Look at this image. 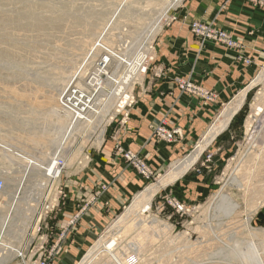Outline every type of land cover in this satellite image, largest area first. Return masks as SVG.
Segmentation results:
<instances>
[{
	"label": "rangeland",
	"instance_id": "rangeland-1",
	"mask_svg": "<svg viewBox=\"0 0 264 264\" xmlns=\"http://www.w3.org/2000/svg\"><path fill=\"white\" fill-rule=\"evenodd\" d=\"M157 1L0 0V181L4 183V189L0 190V237L3 244L0 246V264H24L17 256V250L24 249L28 262L34 260L41 251L50 249L52 240L58 239V236L55 237V224L67 199V181L105 142L114 119L126 107L125 104L121 108L118 105L112 106L110 110L104 108L106 117L101 112L102 114L96 115L99 118H94L90 125L84 123L79 129H75L73 136L66 140L67 150L60 152L61 155L64 153L67 165L61 168L59 177L45 181V172L41 166H46L59 150L58 144L64 138L66 121L49 109V101L52 102V99H43L42 96L51 93L58 97L74 71L84 63L88 68L91 67L87 73L92 71L96 62L102 60L108 51H113L117 58H124V61L125 57L134 58L142 51L145 55L142 67H146L153 57L155 38L159 33L152 38L148 37L147 32L160 16L161 10L167 6L168 0ZM177 6H173L162 18V28L168 23L171 11ZM82 40L88 41V45L81 43ZM95 41L108 43L109 46L105 42L102 46L105 54L103 51L97 54L92 50V46L88 47ZM145 47H148L147 51ZM110 63L111 67L107 66L109 75L115 71L117 65L114 61ZM125 70L126 67L122 66L116 73L123 76ZM143 75L141 70L138 76H135L137 78L134 77L133 82L128 85L130 99L134 85L140 82ZM251 85L244 103L234 115L230 127L231 136L222 142L225 145L219 149L214 143L209 144L191 167L197 173L206 171L205 183L208 184L209 190L206 197L202 200L197 197L198 192L203 193L200 192V188H203L201 186L189 188V184L176 185L172 182L161 187L152 198L149 210L141 213L142 204L138 203L136 195L157 184L163 173L158 178L150 177L145 187L110 220L106 232L85 248L80 256H69L73 249L64 243L58 248L50 264H78L94 250V255L98 252L100 254L95 256L98 263L106 264L108 261L107 264H112L114 253H117L122 255H118V258L126 259L123 261L121 258V264H126L128 260L133 261L135 258L132 245L138 243H142L140 248L143 247L140 250V264H215L217 261H228V264H257L260 261L257 243L261 242V237L251 241L245 230L235 224V220L240 217L233 219L223 211L222 208L228 207V201L222 204V199H217L213 205V197L220 192L239 203L237 213L233 216L240 213L242 218L254 210L249 206L250 200L245 199L242 190L236 186L235 177L249 155L255 151V145L257 148L262 146L261 143H249L248 133L253 132L255 128L247 131V121L253 116L255 105L260 102L262 111L255 123L260 126L264 123V58ZM23 94L27 95L22 97ZM119 108L121 110L117 111ZM102 131L104 137L101 141ZM70 144L72 146L67 147ZM188 154L189 152L180 159ZM208 155H211L210 161H206ZM28 159L32 160V164ZM34 162L42 163L39 166L33 164ZM178 205L182 206V209H179ZM79 210L80 208H77V212ZM252 218L253 227L264 229V205L258 208ZM121 219L123 225L120 224ZM132 223L139 224L137 229L130 230L131 233L122 231L121 228ZM144 223L149 226L143 225ZM162 228H167V231ZM142 232L146 243L138 239ZM112 238L116 239V246L108 250L103 243L107 242V239L112 241ZM152 238L158 240L151 241ZM125 246H128L127 249ZM93 257L92 255L89 260Z\"/></svg>",
	"mask_w": 264,
	"mask_h": 264
},
{
	"label": "crops",
	"instance_id": "crops-1",
	"mask_svg": "<svg viewBox=\"0 0 264 264\" xmlns=\"http://www.w3.org/2000/svg\"><path fill=\"white\" fill-rule=\"evenodd\" d=\"M169 21L157 34L148 70L134 85L132 99L114 119L108 138L67 181V199L56 220L55 235L75 217L77 208L86 207L64 240L73 249L69 256H80L102 236L110 220L148 183L127 164L118 147L145 159L152 177L165 175L174 161L196 148L218 123L221 111L250 87L257 75L264 58V0H182L171 11ZM192 21L225 30L241 48L203 41L191 32ZM179 80L193 83L202 93L181 91ZM234 117L209 144L219 149L225 145L222 142L231 136ZM161 123L178 130L173 141L153 135ZM191 167L174 184L203 187L197 196L202 200L209 194L206 171L197 173Z\"/></svg>",
	"mask_w": 264,
	"mask_h": 264
},
{
	"label": "bare ground",
	"instance_id": "bare-ground-1",
	"mask_svg": "<svg viewBox=\"0 0 264 264\" xmlns=\"http://www.w3.org/2000/svg\"><path fill=\"white\" fill-rule=\"evenodd\" d=\"M149 0H147L148 2ZM151 1V0H150ZM157 1V0H156ZM182 0H168L167 1V6L163 8L160 12V16H158L157 20L151 25L148 37L149 36H155L156 33H158L161 30V25L160 23L161 20H164L162 18L165 17V15L168 14V12L171 10V8L175 5H178L181 3ZM158 3V1H157ZM154 4V2H153ZM147 8V6H146ZM167 13V14H166ZM2 15V14H1ZM6 20V19H5ZM16 21V20H15ZM133 25V24H132ZM136 25V24H135ZM145 26H147L145 24ZM163 26V25H162ZM164 27V26H163ZM148 28V27H147ZM146 28V29H147ZM148 31V30H147ZM146 34V33H145ZM144 34V35H145ZM141 35V34H140ZM6 37V36H5ZM142 37V35H141ZM14 38V37H13ZM136 38V37H135ZM7 39V38H6ZM87 40V37H86ZM82 40L81 43L86 44L88 41ZM140 40V39H139ZM4 41V40H3ZM7 41V40H6ZM24 42V41H23ZM105 42V41H104ZM100 42L98 43L95 41L93 45H89L88 47L92 46V50L94 49L97 54L100 51H103V44H107V42ZM7 44V43H6ZM88 44H86L87 46ZM78 46V45H77ZM109 46V45H108ZM142 46V45H141ZM151 46V45H150ZM86 47V48H88ZM109 48V47H108ZM13 49V48H12ZM91 49V48H90ZM113 49V48H112ZM138 49V48H137ZM145 50H148V47H145ZM82 53V51H81ZM86 53V52H85ZM90 53V52H89ZM92 53V51H91ZM105 54V52L103 51ZM107 55L102 57V60H99V62H96L95 68H93L92 71L88 72V70H91L88 68V65L82 64L76 71H74L73 76L67 83L66 87L63 89L62 93L58 96L55 97V95H52L51 93H48L46 95H43V99H52L51 106H49V109L56 113L59 117L63 118L64 121H66V127H65V132H64V138L61 139L60 143L58 144L59 150H57V153L54 154L49 162L47 163L46 166H41L40 164H36L35 162L33 164L39 165L43 167L45 174L43 175V178L45 181L51 180V179H56L60 175L61 168L67 165L66 159L63 155L60 154L64 149H66L65 144L66 140L69 136L73 134V131L75 129H79V127L86 123L87 125H90L93 121L94 118H96L97 114L100 115L104 112V108L107 110H110L112 106L118 105V107H123L126 102L131 98L130 95L128 94V85L133 82L134 77L138 76V72L140 73L141 70H143L142 64L145 58V55L143 54L142 51L137 53V55L134 56V58H127L125 57L124 61L120 57H116V54L113 51H108L106 52ZM146 53V52H145ZM90 55V54H89ZM88 55V56H89ZM103 56V54H101ZM126 55V54H125ZM85 56V55H83ZM96 56V53H95ZM94 56V57H95ZM80 57V56H79ZM97 58V57H96ZM99 58V57H98ZM87 57L85 58L84 61H86ZM6 61V60H5ZM114 61V63H117L116 69L114 72H111V75L108 74L107 68L110 66L111 63ZM71 63V62H70ZM94 63V62H92ZM87 64V63H86ZM110 64V65H109ZM68 66V65H67ZM108 66V67H107ZM124 66L126 67L125 73L123 76L119 75V73H116L117 71L120 70V68ZM142 67V68H141ZM29 68V67H28ZM113 70V69H112ZM61 74V73H60ZM63 75V74H62ZM54 76V75H53ZM80 76V77H79ZM38 77V76H37ZM69 77V76H68ZM33 78V77H32ZM137 78V77H135ZM258 78V77H257ZM8 79V78H6ZM32 80V79H31ZM75 80V81H74ZM256 80V79H255ZM57 81V80H56ZM66 82V81H65ZM2 84V83H1ZM25 85V84H24ZM248 87L245 91H243L240 96H238L236 99H233V101L227 105L224 110L221 111V116L218 121V123L214 124L211 126V128L208 130L206 135L203 137V139L198 143L196 148L185 158L174 161L170 167V170L162 176V178L158 181L157 184H153L149 187H147L144 191L139 192L136 195V200L138 198V203L142 204L141 208V213L148 211L150 206H151V201L154 195L157 193V191L165 186L166 184H170L174 182L176 179H178L185 171H187L196 161L199 159L200 155L202 152L205 150L206 146L212 141V139L217 135L219 131H221L224 128L228 127V124L230 123L232 117L236 114L237 110L241 107V105L244 103L245 96L247 94V91L251 88ZM45 87V86H44ZM77 89V90H76ZM4 90V89H3ZM45 90V89H44ZM41 91V90H40ZM53 91V89H52ZM45 92V91H44ZM3 93V92H2ZM6 93V92H5ZM33 93V92H32ZM5 95V94H4ZM23 94L22 97H24ZM40 95V94H39ZM21 96V95H20ZM261 97V96H260ZM19 98V97H17ZM28 98V97H26ZM31 98V97H30ZM38 98V97H37ZM54 99V100H53ZM264 99V98H263ZM26 100V99H25ZM70 103V104H69ZM129 103V102H128ZM34 104V103H32ZM47 108V107H46ZM117 109V111H120L121 109ZM115 110V109H114ZM48 111V110H47ZM262 111V104L259 102L258 104L255 105L254 108V113L253 116L251 115L247 121L248 125V130L251 131L252 128H255L253 132L248 133V140L250 144H262V146L255 145V151L251 153L246 160L245 165H243L238 171H237V178L235 177V181L237 182V187L242 190L244 198L249 201V206L253 208L254 210H251L248 214H246L244 217L241 218L240 213H238L236 216H233L234 214L237 213V210L239 208V203L234 202L231 199L227 198L223 193H217L213 197V205L215 204L217 199H222V204L226 203L228 201V207L222 208L224 212H226L230 217L232 216L233 219L240 217L238 220H235V224L238 226L242 227L243 230L250 236L251 241H254L255 239H260L259 236L261 237V242L257 243V253L260 257V261L257 262L263 263L264 264V229H259L255 228L251 225V219L252 215L256 213L259 207L264 205V123L263 125H256L255 121L257 122V116L259 113ZM102 112V113H101ZM110 111H108L109 113ZM104 114V113H103ZM107 114V113H106ZM106 114L104 116L106 117ZM112 114V113H111ZM110 115V113H109ZM94 116V117H93ZM99 118V116L97 117ZM109 118V117H108ZM60 120V119H59ZM97 120V119H96ZM96 122V121H95ZM94 122V123H95ZM105 122V121H104ZM259 122L261 123L260 119ZM97 123V122H96ZM255 123V125H254ZM259 123V124H260ZM103 124V123H102ZM86 126V125H85ZM94 127V124L92 125ZM97 126V125H96ZM104 126V125H103ZM84 128V127H83ZM96 130V129H95ZM105 130V129H104ZM77 132V131H76ZM86 132V131H85ZM92 132V131H91ZM95 132V131H94ZM88 134V133H87ZM220 134V133H218ZM104 131L101 133V141L103 140ZM73 136V135H72ZM28 137V136H27ZM31 138V137H30ZM216 138V137H215ZM35 139V138H34ZM74 139V138H73ZM39 140V139H38ZM37 141V140H35ZM42 141V140H41ZM71 141V140H70ZM38 142V141H37ZM74 144V143H72ZM249 144V146H251ZM26 145V144H25ZM29 146V145H28ZM72 145H67V147H71ZM57 147V146H56ZM254 149V148H253ZM67 150V149H66ZM69 150V149H68ZM244 150V148H243ZM251 150V149H250ZM80 151V150H78ZM242 152V151H241ZM240 152V153H241ZM245 152V151H244ZM77 153V151H76ZM49 154V153H48ZM67 158V157H66ZM238 158V157H237ZM237 160V159H236ZM28 162L32 164V160L28 159ZM44 162V161H43ZM46 162V161H45ZM44 162V163H45ZM43 163V165H44ZM80 163V162H79ZM69 165V164H68ZM234 165V164H233ZM70 166V165H69ZM232 170V169H231ZM235 170V169H234ZM51 177V178H49ZM226 181V180H225ZM47 183V182H46ZM227 185V184H226ZM253 198H248L252 197ZM135 200V201H136ZM225 200V202H224ZM33 201V200H32ZM31 201V202H32ZM34 202V201H33ZM37 202V201H36ZM137 202V201H136ZM35 203V202H34ZM33 203V204H34ZM39 203V202H37ZM212 203V201H211ZM221 203V202H220ZM32 204V203H31ZM220 204V205H222ZM30 205V204H29ZM36 205V203H35ZM132 205V204H131ZM130 208V207H129ZM128 208V209H129ZM133 208V207H132ZM35 209V208H34ZM210 209V208H209ZM34 211V210H33ZM220 211V210H219ZM246 211V210H245ZM38 212V211H37ZM130 212V211H129ZM128 213V212H127ZM136 214V213H135ZM144 214V213H143ZM244 214V213H243ZM127 215V214H126ZM139 215V214H138ZM31 216V215H30ZM131 218V217H130ZM141 218V217H140ZM31 219V218H30ZM137 219V217H136ZM135 219V220H136ZM158 219V218H157ZM126 220V218H125ZM143 220V219H142ZM240 220V221H239ZM31 221V220H30ZM127 221V220H126ZM125 221V222H126ZM139 221V219H138ZM160 221V220H159ZM234 221V220H233ZM232 221V222H233ZM122 219L120 220L121 224ZM130 222V220H128ZM127 222V223H128ZM149 222V221H148ZM138 223V222H137ZM116 224V223H115ZM119 224V225H120ZM151 224V223H150ZM117 225V224H116ZM123 225V224H121ZM139 224H129L126 225L125 227L121 228L123 229L122 231H130L137 229V226ZM143 225H146L145 223ZM166 225V224H165ZM170 225V224H169ZM149 226V225H146ZM28 227V226H27ZM149 228V227H148ZM172 228V227H171ZM114 229V228H112ZM163 229V228H162ZM165 231H167V228H164ZM163 229V231H164ZM147 230V229H146ZM157 230V229H156ZM159 230V229H158ZM145 231V230H143ZM151 231V230H150ZM169 232V231H168ZM237 232V231H236ZM120 233V232H119ZM131 233V231H130ZM144 232L141 233V236H139L138 239H142V235ZM147 233V232H145ZM155 233V231H154ZM158 233V232H157ZM238 233V232H237ZM153 234V231H152ZM111 235V233H110ZM139 235V234H138ZM148 235V233H147ZM105 236V235H104ZM136 236V235H135ZM149 236V235H148ZM170 236V235H169ZM217 236V235H216ZM115 237V236H114ZM147 237V236H146ZM263 237V238H262ZM135 238V237H133ZM137 239V240H138ZM146 239V238H145ZM155 238L150 239L151 241L154 240ZM110 240V239H109ZM116 239L112 238V241H108L103 243V246L108 249L112 250L116 246ZM141 240V241H142ZM149 240V239H148ZM149 240V241H150ZM156 240V239H155ZM158 240V239H157ZM156 240V241H157ZM220 240V239H219ZM132 241V240H131ZM136 242V240H133ZM144 241V240H143ZM133 242V243H134ZM140 242V241H137ZM155 242V241H154ZM102 243V242H100ZM131 243V242H129ZM132 243V244H133ZM143 243H146L145 241ZM148 243V242H147ZM127 244V243H126ZM139 244V243H138ZM135 244L132 245L134 247V259L128 260L126 264H140L141 262V256L142 252H140L142 248L141 244ZM130 245V244H129ZM151 245V244H150ZM100 246V244H99ZM98 246V247H99ZM131 246V245H130ZM140 246V247H139ZM223 246V245H222ZM228 246V245H227ZM248 246V245H247ZM250 248L251 245L249 244ZM122 247V246H121ZM124 247V245H123ZM122 247V248H123ZM126 247V246H125ZM128 247V246H127ZM126 247V249H127ZM147 247V246H146ZM157 247V246H156ZM145 248V245H144ZM236 248V247H235ZM246 248V247H245ZM249 248V249H250ZM97 249V248H96ZM132 249V250H133ZM129 250V249H128ZM131 250V249H130ZM91 251V250H90ZM127 251V250H126ZM235 251V250H233ZM251 251V250H250ZM94 252H91L90 255L86 256L87 263L93 264V263H98L97 259H95V256H99V252L97 250V254L94 255ZM112 252V251H111ZM146 253V252H145ZM126 254V253H125ZM234 254V253H233ZM248 254V253H247ZM251 254V252H250ZM94 256L91 258L92 260H89L91 256ZM105 255V254H104ZM115 256H113L115 259L112 261V264H121L122 260L121 258H118L120 254L117 255V253H114ZM117 255V257H116ZM231 255V253H230ZM238 255V254H237ZM249 255V254H248ZM122 256V255H120ZM104 256H102L103 258ZM109 257V256H108ZM124 258V257H123ZM122 258V259H123ZM108 259V258H107ZM150 259V258H149ZM240 259V258H239ZM102 260V259H101ZM100 260V261H101ZM106 260V259H105ZM126 259H123V261ZM132 261V262H131ZM158 261V260H157ZM249 261V260H248ZM105 262V261H104ZM211 262V261H209ZM216 262V261H215ZM228 261H217L215 264H228ZM103 263V262H102ZM101 263V264H102ZM106 263V262H105ZM108 263V261H107ZM106 263V264H107ZM124 263V262H123ZM246 263V262H245ZM110 264V263H109ZM148 264V263H147ZM151 264V263H150ZM196 264H200V262H196ZM233 264V263H231ZM249 264H252L251 262Z\"/></svg>",
	"mask_w": 264,
	"mask_h": 264
},
{
	"label": "built area",
	"instance_id": "built-area-1",
	"mask_svg": "<svg viewBox=\"0 0 264 264\" xmlns=\"http://www.w3.org/2000/svg\"><path fill=\"white\" fill-rule=\"evenodd\" d=\"M252 2H259V0H250ZM179 5V4H178ZM170 22V21H168ZM190 30L191 32L202 39L203 41L205 40H211L216 43H219L220 45H223L226 48L230 49H239L241 48V45L238 41H236L232 35H230L228 32H226L223 29H220L216 27L213 24L209 23H204L200 21H192L190 23ZM240 56L239 58H241ZM152 58V57H151ZM246 62H250L249 60H244ZM148 65L143 68V72L146 73L148 70ZM178 87L180 88L181 91L190 93V94H201L202 91L194 85L193 83L189 81H184V80H179L178 81ZM131 99H129L126 102V105ZM125 105V106H126ZM178 134V130H169L165 123H161L158 126H156L153 129V135L156 137L158 140H164L167 142H171L175 139V135ZM117 151L124 157L125 161L129 166H131L133 169H135L138 173L146 177L147 179L152 177V171L145 159H143L139 154L134 153L130 150H123L122 148L118 147ZM211 155H208L206 158V161H210ZM61 172V171H60ZM4 189V183L0 181V190L2 191ZM179 209H182V206L178 205ZM86 209V207H81L79 212L75 214V217H73L64 227V229L58 234L55 235L58 236L57 240H52V246L50 249H45L44 251H41L37 257L32 260L26 262V254L24 249L17 250V256L20 257L23 261L24 264H50V262L53 260L55 257L58 248L62 247L64 244V240L68 238L69 232L71 229L76 225V222L79 218V216L83 213V211ZM1 239V237H0ZM2 239H1V245L2 246ZM44 243L42 244L41 249H43ZM38 251V250H37ZM36 251V252H37ZM89 264L87 263V259L83 258L82 262L78 264ZM93 264H101V263H93Z\"/></svg>",
	"mask_w": 264,
	"mask_h": 264
}]
</instances>
